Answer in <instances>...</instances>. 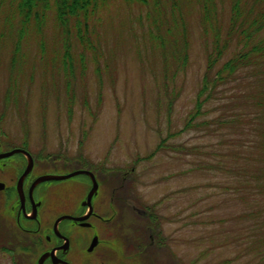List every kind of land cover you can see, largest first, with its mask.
<instances>
[{"label":"rangeland","instance_id":"1","mask_svg":"<svg viewBox=\"0 0 264 264\" xmlns=\"http://www.w3.org/2000/svg\"><path fill=\"white\" fill-rule=\"evenodd\" d=\"M237 1L257 0H210L223 36ZM41 12L23 25L0 3V140L128 171V193L162 202L171 257L264 264V118L249 114L264 67L196 115L215 30L202 0H106L83 21L85 41L53 0Z\"/></svg>","mask_w":264,"mask_h":264},{"label":"flooded vegetation","instance_id":"2","mask_svg":"<svg viewBox=\"0 0 264 264\" xmlns=\"http://www.w3.org/2000/svg\"><path fill=\"white\" fill-rule=\"evenodd\" d=\"M16 148L33 166L27 171L24 152L0 159V264H187L170 256L177 253L166 241L162 202L128 193V171L84 155L59 164L56 155L0 140V154ZM76 170L89 172L39 180Z\"/></svg>","mask_w":264,"mask_h":264},{"label":"trees","instance_id":"3","mask_svg":"<svg viewBox=\"0 0 264 264\" xmlns=\"http://www.w3.org/2000/svg\"><path fill=\"white\" fill-rule=\"evenodd\" d=\"M5 0H0V3ZM57 12V18L62 27L68 28L72 19L76 21V27L82 41L84 35L82 24L88 27L90 17L95 13L100 4L106 0H53ZM132 2L147 3L148 0H129ZM204 9V24L206 29L214 30L211 42L212 46L208 53V69L203 78V83L198 94L197 113L200 115L202 108L208 100H221L220 95L225 94L228 87L233 94L238 89V83L249 72H263L264 67V3L257 0L254 6L247 8L239 1L232 6L231 24L223 36L217 25L213 24L210 0H202ZM51 0H11L21 21L24 24L32 17L41 20L42 12L45 11ZM259 6V8H257ZM42 21V20H41ZM84 21V22H83ZM236 45L233 55L224 60L226 52L232 44ZM68 54V52H67ZM202 96L204 100L201 99ZM257 112H249L258 119L264 118V90L257 93ZM235 108V107H234ZM233 111V110H232ZM233 116L240 115V111H233ZM246 114V113H244ZM246 114V115H249ZM251 116V115H249ZM192 117L189 124L193 122ZM221 123L225 121H220ZM257 131V129H256Z\"/></svg>","mask_w":264,"mask_h":264},{"label":"water","instance_id":"4","mask_svg":"<svg viewBox=\"0 0 264 264\" xmlns=\"http://www.w3.org/2000/svg\"><path fill=\"white\" fill-rule=\"evenodd\" d=\"M17 152H24V153H26L28 155V157H29V165H28L27 171L31 170V168L33 166V158H32V155L28 151H26L24 149L16 148V149H14L12 151H9V152H6V153H1L0 154V159H2L4 157L11 156L12 154L17 153ZM87 172H89V171L88 170H76V171L71 172L69 174L44 175V176H41L39 178V180L40 181L41 180H47V179H60L61 180V179L71 178V177H73L75 175H78V174H81V173H87ZM97 187H98V183H97V181L94 178V188H93L92 193L96 190Z\"/></svg>","mask_w":264,"mask_h":264}]
</instances>
